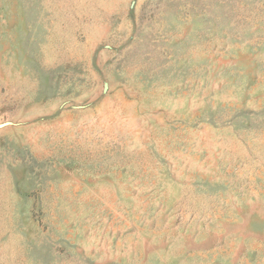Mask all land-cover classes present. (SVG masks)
Instances as JSON below:
<instances>
[{"label":"rangeland","instance_id":"rangeland-1","mask_svg":"<svg viewBox=\"0 0 264 264\" xmlns=\"http://www.w3.org/2000/svg\"><path fill=\"white\" fill-rule=\"evenodd\" d=\"M0 264H264V0H0Z\"/></svg>","mask_w":264,"mask_h":264}]
</instances>
